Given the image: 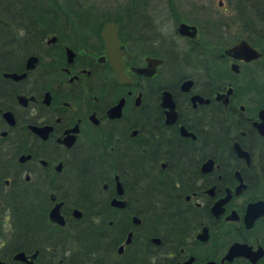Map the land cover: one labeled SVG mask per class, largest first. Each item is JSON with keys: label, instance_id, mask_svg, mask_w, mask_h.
I'll return each mask as SVG.
<instances>
[{"label": "flooded vegetation", "instance_id": "1", "mask_svg": "<svg viewBox=\"0 0 264 264\" xmlns=\"http://www.w3.org/2000/svg\"><path fill=\"white\" fill-rule=\"evenodd\" d=\"M49 18L0 39V264H264V48Z\"/></svg>", "mask_w": 264, "mask_h": 264}, {"label": "trees", "instance_id": "2", "mask_svg": "<svg viewBox=\"0 0 264 264\" xmlns=\"http://www.w3.org/2000/svg\"><path fill=\"white\" fill-rule=\"evenodd\" d=\"M150 0H124L119 11L112 16L105 14L88 0H0V39L4 37L12 25L13 18L20 22L22 30H48L51 20L54 23H61L59 18L51 19L50 15L69 16L70 28L83 29L86 23L94 21L99 24L104 18H113L119 21L127 14H144V18L150 14L144 10V5ZM170 15L175 23L181 16L175 9L176 6L168 1ZM232 12L230 19H226L222 13L214 19L213 25L220 30L221 27L232 31V40L238 34L248 39L252 44L264 48V0H226ZM79 25H82L80 27ZM80 27V28H79ZM235 27L234 29H232ZM221 35V34H219ZM220 37V36H219ZM225 37V36H222Z\"/></svg>", "mask_w": 264, "mask_h": 264}, {"label": "rangeland", "instance_id": "3", "mask_svg": "<svg viewBox=\"0 0 264 264\" xmlns=\"http://www.w3.org/2000/svg\"><path fill=\"white\" fill-rule=\"evenodd\" d=\"M89 3H93L102 11H105V14L112 16L119 11L122 7L124 0H88ZM168 1L170 0H150L144 5V10L152 16V20L158 32L166 39L174 38L177 40L176 35L173 32V27L175 21L170 15ZM176 6L177 13L180 14V20L184 21H193L200 26V30L203 32L202 35L205 36L204 31H211L213 35L216 31H223L221 35L225 36L224 40H229L232 38V31H227L226 28H221L220 30L216 29L213 25L214 19L219 17L220 13L226 19H230L232 12L229 9L226 0H171ZM207 20V21H205ZM205 21V22H204ZM233 27L232 29H234ZM150 29V28H149ZM21 35V33H19ZM155 35V30L149 31V36ZM237 36H240L238 34ZM169 37V38H168ZM237 38V37H234ZM182 45L181 41L178 40ZM23 48V46L21 45ZM24 49V48H23Z\"/></svg>", "mask_w": 264, "mask_h": 264}, {"label": "water", "instance_id": "4", "mask_svg": "<svg viewBox=\"0 0 264 264\" xmlns=\"http://www.w3.org/2000/svg\"><path fill=\"white\" fill-rule=\"evenodd\" d=\"M175 30L181 35L193 36L195 32V26L185 21H180L175 26ZM100 35L104 39L107 50H109L111 47H114V45H119V42L116 38V25L114 22H104L100 29ZM225 51L234 56H241L245 59L253 58L257 55L256 50L251 47L244 39H240L239 41L235 42L230 47L225 49ZM146 60L148 61V63H155L159 59L146 57ZM114 69L118 78L124 77V72L121 64H118V66H114ZM144 72H146V67H144Z\"/></svg>", "mask_w": 264, "mask_h": 264}, {"label": "bare ground", "instance_id": "5", "mask_svg": "<svg viewBox=\"0 0 264 264\" xmlns=\"http://www.w3.org/2000/svg\"><path fill=\"white\" fill-rule=\"evenodd\" d=\"M42 29V28H41ZM57 30V29H56ZM195 34V33H194ZM169 38V37H168ZM1 44H2V42H1ZM4 45V44H3Z\"/></svg>", "mask_w": 264, "mask_h": 264}]
</instances>
